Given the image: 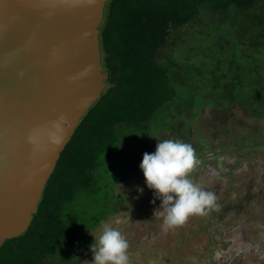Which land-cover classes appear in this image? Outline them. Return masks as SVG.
I'll use <instances>...</instances> for the list:
<instances>
[{
    "label": "trees",
    "instance_id": "1",
    "mask_svg": "<svg viewBox=\"0 0 264 264\" xmlns=\"http://www.w3.org/2000/svg\"><path fill=\"white\" fill-rule=\"evenodd\" d=\"M207 29L211 53L188 42ZM99 39L106 89L61 152L30 227L0 248V264H77L91 231L120 209L103 180L116 162L134 177L149 140L192 145L206 105L264 115V0H110Z\"/></svg>",
    "mask_w": 264,
    "mask_h": 264
},
{
    "label": "water",
    "instance_id": "2",
    "mask_svg": "<svg viewBox=\"0 0 264 264\" xmlns=\"http://www.w3.org/2000/svg\"><path fill=\"white\" fill-rule=\"evenodd\" d=\"M110 0H0V248L30 227L43 191L109 75Z\"/></svg>",
    "mask_w": 264,
    "mask_h": 264
},
{
    "label": "rangeland",
    "instance_id": "3",
    "mask_svg": "<svg viewBox=\"0 0 264 264\" xmlns=\"http://www.w3.org/2000/svg\"><path fill=\"white\" fill-rule=\"evenodd\" d=\"M205 31L207 38L206 33L192 34L188 42L211 53L217 49L216 35ZM194 128L191 143L198 162L190 179L215 194L214 206L165 230L160 200L141 172L126 177L119 160L103 180L112 181L109 186L120 197V209L105 222L128 241L130 264H264V115L249 119L235 106L214 110L206 105ZM147 144V153L154 152V141ZM133 160L135 171L141 161ZM85 200L91 204V199ZM99 233L100 226L91 231L89 244L75 254L77 264H90V245Z\"/></svg>",
    "mask_w": 264,
    "mask_h": 264
},
{
    "label": "clouds",
    "instance_id": "4",
    "mask_svg": "<svg viewBox=\"0 0 264 264\" xmlns=\"http://www.w3.org/2000/svg\"><path fill=\"white\" fill-rule=\"evenodd\" d=\"M155 151L145 152L139 164L145 185L160 200L165 230L179 226L194 214H204L216 197L190 179L197 164L191 144L180 139H157ZM129 243L120 230L105 221L90 245V264H130Z\"/></svg>",
    "mask_w": 264,
    "mask_h": 264
}]
</instances>
